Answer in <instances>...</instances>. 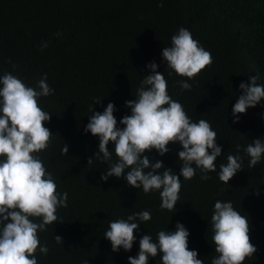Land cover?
I'll use <instances>...</instances> for the list:
<instances>
[{"label":"trees","instance_id":"16d2710c","mask_svg":"<svg viewBox=\"0 0 264 264\" xmlns=\"http://www.w3.org/2000/svg\"><path fill=\"white\" fill-rule=\"evenodd\" d=\"M181 27L212 56V64L192 80L169 75L172 70L162 58V49L171 46ZM44 42L47 47L42 49ZM152 62L167 80L171 98L192 122L208 121L222 148L209 179L202 180L199 169L190 180L180 177L174 212L160 208L158 191L145 194L129 186L124 179L129 169L120 178L101 181L108 165L94 157L98 137L84 131L92 111L102 113L108 103L115 106L117 127H124L119 121L131 113L125 103L136 99L141 81L151 74L146 65ZM4 73L33 88L46 75L54 89L39 98V106L51 117L44 126L53 135L47 149L35 155L52 175L57 192H67L68 198L67 207L57 209L58 221L38 232L40 246L48 252L37 249V264H128L129 256H137L143 235L156 242L159 231H175L177 222L189 232V250L197 251L203 264H211L219 255L211 225L217 200L231 202L248 217L257 251L243 264H264V156L250 169L244 151L252 141L264 140V100L238 114V123L232 115L241 82L256 75L257 84L264 86V0H0V76ZM181 81L191 89H181ZM107 147L111 151L114 145ZM168 147L163 156L155 150L143 155L162 161L179 176L182 161L177 154L182 149L179 144ZM228 155L240 156L243 170L227 185L218 174ZM116 159L113 151L108 164ZM141 211H149L151 219L134 232L132 249L113 252L104 238L110 222ZM148 264H161L160 254Z\"/></svg>","mask_w":264,"mask_h":264},{"label":"clouds","instance_id":"9594fccd","mask_svg":"<svg viewBox=\"0 0 264 264\" xmlns=\"http://www.w3.org/2000/svg\"><path fill=\"white\" fill-rule=\"evenodd\" d=\"M41 47L46 48L47 42ZM162 58L172 70L169 75L174 72L189 80L212 64L211 53L183 27L171 37V46L162 49ZM146 67L151 74L144 76L136 99L125 103L131 113L119 121L124 127H117L113 115L115 106L108 103L102 113L92 111L84 131L98 137V152L94 157L108 165L100 176L101 181L112 176L120 178L129 169L124 175L129 186L142 188L145 194L158 191L160 208L174 212L180 199V177L190 180L199 169L201 179H209L207 173L216 171L222 148L217 145V133L208 121L192 122L183 106L171 98L167 80L156 70L157 64L152 62ZM258 79L256 75L251 76L248 83L239 84L242 94L232 106L233 123L239 122L238 114H245L264 100V86L257 84ZM179 84L183 90L191 89L187 82ZM0 85V157H3L0 160V264H37V249L43 254L48 252L47 246H40L38 232L58 221L57 209L67 207L68 198L67 192H57L52 175L35 155L47 149L53 135L44 126L51 117L39 106V98L52 95L54 89L46 82V75L33 88L13 74L4 73L0 76ZM110 142L114 145L111 151L107 147ZM170 143L179 144L182 149L177 154L182 161L179 176L165 168L162 161H151L143 155L155 150L163 156L170 151ZM113 151L116 162L108 164ZM244 151L249 157L248 167L254 168L264 156V140L252 141ZM67 152L65 144L62 154ZM92 164L93 159L89 158L88 165ZM149 168L150 171H144ZM241 170V157L228 155L227 163L220 165L219 180L228 185ZM31 218H39L40 222H33ZM150 219L149 211L133 213L126 220L117 219L110 222L104 238L110 242L113 252L121 248L130 251L136 240L134 232ZM211 225L215 252L219 254L211 264H243L257 251L250 240L248 217L234 209L231 202H215ZM188 236L189 232L179 222L175 231H159L156 242L151 235H143L137 256H129L128 264H148L149 258L158 254L161 264H203L197 258V251L189 250ZM55 239L62 243L61 237L55 236Z\"/></svg>","mask_w":264,"mask_h":264}]
</instances>
